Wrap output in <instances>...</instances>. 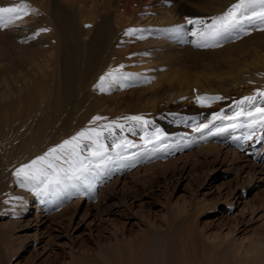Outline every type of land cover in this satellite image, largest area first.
Wrapping results in <instances>:
<instances>
[{"label":"rangeland","instance_id":"rangeland-1","mask_svg":"<svg viewBox=\"0 0 264 264\" xmlns=\"http://www.w3.org/2000/svg\"><path fill=\"white\" fill-rule=\"evenodd\" d=\"M152 1L155 5L151 3ZM13 2L17 4L20 3L21 0H7L5 4L10 7L9 3L14 5ZM54 2L56 4H54ZM26 3L28 5V15L22 14L21 16L26 22L22 21L23 23H17V25L24 28V31L17 36V39L14 38L15 40L13 42H10L8 37L4 36L5 34L0 33L1 36L3 35L2 38H5L3 41V44H5H2L0 48V50H2L0 54V94L4 95L5 87L6 90L8 89L11 91L7 92L5 95V100L8 101L4 102L0 100V102L4 104L10 102L9 104L11 105L8 104L6 105L7 107L5 106L6 114L0 111V120L3 118L0 121V232L2 231L1 233H5L13 229L11 234L14 239L11 241L14 242V247L20 248L22 244H25L26 247L23 251L26 252H24L23 255L28 257L31 261L34 260L32 261L34 264H51L59 260L61 255H70L71 252H83L84 249L88 247L95 249V252L100 249V252L103 253L107 251L108 245L113 243L111 241V236L118 233L129 242V245H131V242H133L132 240H137L148 228L152 230V232H150L153 233V235H151L152 239H162L161 244H163L164 250L166 249V254L168 253L167 251L170 252V250H172L171 247L174 246V260L170 261V259H167L170 262L166 263L168 262L166 261V264H216L218 260L219 264H247L246 259L251 255L252 247L255 246L258 240H264V152L260 151V148L264 147V139L258 146H254L259 149L257 153L252 151V144H248L245 150L235 148L236 146L234 145L228 146L229 143H224V141L227 142L230 138L222 132L206 133L204 136L202 135L203 137L196 138L194 134H197L198 131H195L197 128L195 129L194 127L208 121L222 122L224 118H238L242 116L237 115V113L240 112H244V115H247L248 112L259 115L256 109L264 107V103L261 102V99L258 97L256 101L249 103L244 101V97L257 96L260 90L252 91L251 88L248 90H246V88L245 91L242 89L235 93V97L227 96L224 92H217L215 94L216 96L218 95L220 97L226 95L227 97L225 98V96H222V100H217L219 103L216 105L218 108L214 110L215 112L213 111L209 117L203 116L202 114L196 115L194 109L211 107L210 105L200 104L197 99L199 96H194L191 92L195 87H200L201 90L204 89L203 91L207 90L206 86H208V84L205 83L204 78H202L203 74L208 73V71L204 73L205 68L204 70L203 68H195L191 62H186L184 58L179 56L180 49L178 48H171L166 53H164L165 51L163 49L154 51V54L148 52L150 54L147 53L144 56L145 58L142 57V59L144 58L143 63L148 59H152L147 66H141L140 63H142V61L139 62V59H135V56L137 57L140 55L139 53L136 55L132 51L134 55L125 57L129 48L131 49V47L134 46V43L142 34L145 35V37L159 38L162 42H166L169 39L172 41L174 40L173 42L180 41L177 35L170 36L164 29L158 31L159 29L156 28L159 26L158 24L152 25L153 27L151 28H141L142 25H139V21L160 22L166 20L171 21L172 18H175L176 20L174 19L173 23L177 24L179 29L188 27L189 30L193 28V23H188L189 20L193 21L194 18H203L207 22L213 23L216 18L228 12L234 4H238L239 0H26ZM184 8H186L185 11H183ZM188 8L194 13L189 12L190 10H188ZM259 10H264V0H251V2L247 3L237 14L236 21L227 28H224L219 35L215 37L210 35V38L205 42L203 48L205 50L207 49L208 52H211V50L212 52H227L231 51V49L232 51L238 52L243 48L245 49L246 46H249L250 44L248 43H252L251 40L253 38L263 40L264 22L256 15L260 12ZM243 11L247 13H243V17H241ZM253 13L254 15H251ZM57 14L60 15L63 21H70V23H73L76 27H79L81 24L89 27L90 25L103 23V35L105 39L100 53L101 56L99 55L97 59L98 64L96 67H98L93 71L95 74L91 72L93 76L91 73L85 76L83 61H81L82 58L78 61L79 64L77 66L79 68V65H81V67L78 70V72L80 71L79 81L75 83L80 84L85 82L88 86L85 84L86 86L84 87V84H77L73 89L72 96L73 94L75 95L73 98L76 99V103H78L77 108H73V110H75V114L77 115H75L74 118V111L71 112V115L73 114L71 119L74 121L68 120L67 118L64 124L67 126L62 127V129L65 127L64 129L66 130L69 129L68 125H72V127L70 126V129H72L70 130L71 132L66 130L64 134L62 130V133L59 131L60 134L64 136L60 137L61 135L58 134L59 136L57 138H60L61 141L57 143V145L51 144L53 141L55 142L57 140L56 137V140H52L51 136L49 138L50 141L46 140V142H44V140H41L42 142L40 145V140H38L40 139V135L39 138L36 139L37 134L35 137L34 134L35 132L37 133L38 127L44 123L47 117L52 118V116L58 115L57 122L61 125V122L64 121L63 119H65L68 114V111L63 108L57 113V109L53 106L55 105L54 101H56L57 95L59 96L61 90L63 92L62 94L66 93L64 86L65 89L67 88L64 83L65 81L61 80V73H55L56 66L52 63H50V65L46 63L48 62L47 56L54 50L51 44L53 42L52 38L56 36L54 35L56 33L53 25L54 21H57ZM161 14H168V19L162 17ZM173 15L175 16L173 17ZM178 15H180L181 18ZM48 16L52 19L54 17L55 20L53 19V22H50L49 19H47ZM191 16H193V18ZM249 16V19H252V21L248 20ZM254 16L256 21L253 20ZM180 21L185 22L181 23ZM135 25L139 26L135 28ZM55 26L56 25H54V27ZM42 29H47V31H41ZM129 29H134L135 31L132 34H128ZM141 29L143 30L141 31ZM57 31L59 32V29H57ZM59 34L60 32L58 36L61 35ZM100 34H102V32ZM177 34L179 35L180 32L177 31ZM191 37L190 35L186 37L189 42H192ZM143 38L144 36L142 39ZM183 38L185 37L181 36L182 40ZM78 40L79 41L75 42L73 38H69V41L72 42L73 45H77V42L81 43V40ZM24 42L32 45L33 51L36 50L38 53H42L43 57L37 54L36 58L28 60L25 53L11 47L13 44L17 45ZM72 44L70 43L69 45ZM49 46H51V48ZM256 46L253 44L250 48L255 47L256 50L259 49L258 51L264 48L263 46H258V44ZM66 47H68L69 50L72 46L67 45ZM52 48L53 50H51ZM139 51L141 50L139 49ZM81 53V55H83V51H81ZM68 54L70 55V53ZM68 56L67 60L72 59V57L68 59ZM146 56L149 57L146 59ZM32 61L37 62L33 63ZM118 61H123L124 67L120 69L117 67L118 69L113 71L114 65H119ZM42 63L43 65L45 63V68L38 67L42 65ZM154 64H159L158 66L162 68L156 70V65V68L150 69ZM253 65L251 64L248 66L252 67ZM82 67L83 69H81ZM99 67L100 69H98ZM103 70H105L104 74L102 73ZM161 70L165 71L166 74L170 76L179 75L180 79L177 77H170L167 80H162L161 74L159 73ZM107 73H113V75L108 76L106 75ZM44 74L46 76L49 75L44 78ZM102 76H105L103 82L100 80ZM92 77L94 81H92ZM205 78H207V74ZM34 79L37 85L35 83L32 84L35 82ZM80 79L86 80L82 81ZM27 80H29L28 83L30 82V87L36 85V87L31 88L33 91L36 89L38 95H36V90L32 92V89H29L30 97H28V93H26L28 91L26 88L29 87L28 83H26ZM95 80L98 81L95 82ZM91 82L93 84L92 87ZM60 84H63V86ZM171 84L174 87V91H178V96L176 97L161 99L158 102L140 103L137 101L129 104L126 103V108H130L131 111L135 110V108L138 109L135 116L142 117V120L123 119L124 127H118V131L115 130V126L104 131L103 127L98 126L97 123L92 124L94 119L93 116L95 115L93 111L92 114L90 112L85 114L86 110H88V107H85L88 103L86 98H88L89 104L95 101V95L97 92L99 93L101 87L105 89L103 91L104 95L118 99L125 97L129 98V96H147L161 90V87L170 86ZM21 85L22 88L24 87V90H21L24 94L22 92V94H20L19 92ZM25 85L28 87L25 88ZM243 86L245 85H242V87ZM76 87L80 88L77 89ZM42 88L47 91L51 88L49 91L51 93L46 94L47 91L44 92L40 90ZM89 89L93 91H91L93 94L88 91ZM247 91L248 93H246ZM180 92L182 93L180 94ZM44 93L45 95H51L53 93L50 97H54L49 101V96H45L47 98L44 97L45 101L43 100L44 102H41L43 99L42 94ZM14 94L23 96H18L19 99L18 97H11L16 96ZM32 94L33 96H37V98L34 96V98L32 97L33 99H31ZM83 96H85V99ZM92 96L94 98H92ZM189 96L192 99H188ZM25 97H28V99ZM231 97H233L234 101L230 100L232 99ZM12 98L16 99L14 100ZM23 98L26 99L25 103L30 102L32 104L34 103L33 101H35V105L38 103L39 106L40 102L41 106H33L30 103L23 104ZM17 99L23 100V102L20 101L19 103H22L24 107L22 105L20 106L18 103V105H16ZM36 99H38L39 102L36 101ZM11 100L14 101L11 103ZM82 101L84 104L87 103L84 105ZM26 105L27 108L25 107ZM28 105L40 109L44 106L46 111L47 109L49 110L48 106H52L51 116L49 115V111L44 114L42 113L44 109H42L43 111H39L40 109L38 110V108L37 110H34V108L30 110L31 108L30 106L28 107ZM46 105H48V108ZM9 106L12 107V110L7 109ZM83 106L86 108L85 110L82 108ZM14 109L15 112L13 111ZM9 111L11 114L8 116ZM1 114H4V116L7 115L9 117L8 120L7 117H2ZM84 114L86 116H91L86 117L83 116ZM80 115L83 117L82 119L86 120L85 122L87 124L82 120V122L80 121ZM91 117L92 119L90 120ZM4 119H6V122L3 121ZM69 121H72L71 124ZM142 121H144V123H142ZM57 122H55L57 124L54 126L55 128L59 127ZM78 122L81 127L77 124ZM26 125H28L29 128ZM88 128H96L97 131L103 134L99 138L93 135L92 140H84L79 150L81 153L78 152L80 154L78 156L75 155L76 157L70 153H65L67 155L64 156L65 154L63 155V152L59 151L55 154L59 157L63 156L62 160L64 161L60 163L61 166H65V162H69L68 164L72 165L67 164L65 166L70 174H67L69 175V180L67 181L71 182L72 180L71 184H74L77 179L74 177L75 180H73V178L70 180L72 176L71 173H74L73 176H77L80 173V171L74 172V169L81 168L80 165L83 162L82 159H80L82 158L81 155H83L84 158V154H89L88 151L90 150L93 153L96 150L108 149L109 153L112 152V149H115L121 144L125 147L119 145L122 149L124 148L123 150L127 148V152L129 151V153H126L128 157L131 156V153L132 155H137L134 161L139 159V155L147 157L140 159L136 164L133 163L134 165H130L133 161L125 164V166L128 167L124 166V169L127 171L123 174L122 183L117 180L118 172L120 171V169H117V174L108 180L106 179L107 181L102 184L101 189H97L94 194L88 195L87 199H84L83 202L79 204L76 211L74 209L75 207L73 206L71 208L70 205L67 210L65 209V211L58 214H54L56 211L55 209L54 213L52 212L53 215L49 218L44 216L37 219L35 218L34 210L38 204V200L32 198L30 203L34 205V208L31 209V214L22 216V218L20 216H18V218L12 217L11 214L7 212V205H11L10 201L14 199L13 202L18 204L19 207L24 204V202H20L22 205H19V201H21L22 197L30 198L31 196L28 195L29 189L25 188L24 190V188H19V185L15 182L18 178H23V176H17V170L25 164H31V162H28L31 161V155H35L33 157L36 160L38 157L48 153V148L52 149L55 146L57 147L59 144H62L63 141L71 139L73 135ZM21 130H24V132L22 133ZM28 130H30V134ZM67 132L69 136L71 135L70 137H68ZM65 136L68 138L65 139ZM143 136L154 139L144 141L140 143L141 146H138L139 142L137 141ZM193 138L195 139L193 140ZM46 143L50 144L47 145ZM142 144L146 147L143 152H140ZM99 145H103V148H100ZM105 145L107 147H105ZM39 146H41V150L44 147L46 150L41 152ZM230 147H234V150H229ZM38 149L40 152H38ZM235 152L236 155H234ZM2 155L6 157V160L3 161L4 163H1ZM126 155L123 156V161L128 159ZM245 155L247 156L246 158L250 157V159H252L254 155H259L257 161H255L257 163L247 167L245 164L247 163L245 162ZM69 157H72V161L69 160ZM52 158L54 157L48 156L47 160H50L52 163ZM92 158L95 160V158L97 159L99 157ZM76 159L78 161L80 159L82 162H78ZM73 160L77 163L75 162L76 164H74ZM79 163L81 164L79 165ZM57 165L58 164L54 165L55 168ZM44 166L46 167V163ZM58 166L57 168H59ZM61 166L58 170L60 172L57 171V173L66 174L63 172L66 168H61ZM129 167H131V171L128 169ZM56 169L54 170L56 171ZM67 169L65 170L66 172H68ZM45 172H48V169H45ZM135 178H137L135 183L136 188L130 190L133 186V179ZM7 185L8 188L6 187ZM10 186V189L13 188L11 191H9ZM75 199V195L72 196V200L75 201ZM10 205L9 207L13 204ZM18 207L15 205V210L18 211ZM42 214L44 215L45 213ZM41 239L43 241H41ZM244 247L249 253H244ZM174 248L176 249L174 250ZM238 249L239 251L237 252ZM203 251L208 252L211 257L208 259V253H203ZM173 256H171L172 259ZM63 260L67 264L70 262L69 257ZM10 264H21V261L12 259Z\"/></svg>","mask_w":264,"mask_h":264},{"label":"bare ground","instance_id":"bare-ground-1","mask_svg":"<svg viewBox=\"0 0 264 264\" xmlns=\"http://www.w3.org/2000/svg\"><path fill=\"white\" fill-rule=\"evenodd\" d=\"M14 1H16V0H14ZM6 2H7V0H0V7L7 6L5 4ZM93 3L95 4L94 1H93ZM151 3L153 4V1ZM13 4H14V2H13ZM54 4H56V3L54 2ZM153 5H155V4H153ZM9 6H12V4L9 3ZM185 9L186 8H184L183 11H185ZM188 10H190V9L188 8ZM189 12H191V10ZM31 13H33V12H31ZM168 13H170V12H168ZM191 13H194V12H191ZM191 13H190V15H191ZM243 13L245 14L247 12L243 11L241 13L242 14L241 17H243ZM167 15L168 14H164V15H162V17H165V19H166L168 17ZM180 15H181V13H180ZM180 15H178V16H180ZM251 15H254V13L251 14ZM174 16L175 15H173V17ZM191 17L193 18V16H191ZM180 18H181V16H180ZM249 18H250V16L248 17V20H250ZM22 19H14L13 21L9 22L8 23V27L0 28V33L1 34H5L4 36H7L8 37V40L10 42L11 41L13 42L15 40L14 38L17 39V36H19L22 33V31H24V28H22L19 25H17V23L22 22V21H25L24 19L23 20ZM47 19H49L50 22H53L54 17L52 19L50 16H48ZM140 19H142V18H140ZM172 19H171V21L166 20V21H160V22H158V21H144V20H141L138 23H139L140 26L142 25L141 28H151V27H153L152 25L158 24L159 26L156 27V28L159 29L158 31H162V29H164V31L167 34H169L170 36L171 35H177L180 38L179 39L180 41L173 42L174 40L172 41L171 39L168 38L169 39L168 41L165 40L166 42H162L159 38H150V37H147V36L145 37V35L142 34V35H140L141 36L140 38L138 37L139 39L136 40V42L134 43V46H132L131 49L129 48V50L125 54V57H128V56L131 57L132 55H134L133 53H135L136 55H137V53H139L140 55L137 56V57L135 56V59H139V62L142 61V63H140L141 66H147L152 61V59H148L146 62L144 61L145 63H143V60L145 58L144 56L148 52H152L153 53L156 50L163 49L165 51L164 53H166L171 48H178V49H180V52H179L180 55L179 56L181 58H184V60L186 62H188V63L191 62L195 68H197V67L199 69L203 68V70L205 68L204 73L206 71H208V73L203 74V76L201 75L202 78H204V80H205L204 82L208 84V86H206L207 90L205 89L206 91H203L204 89L201 90L200 87H195V89L193 91H191L194 96L215 98V97L218 96V95L217 96L215 95L217 92H222V93L224 92V94H227V96L229 95V96L235 97L236 96L235 95L236 92H238V91H240L242 89L245 90L246 88H247L246 90H248L249 88H251L252 91H254V90L255 91H258V90L264 91V50H263L264 48L261 49V51H258L259 49L256 50L255 47L250 48L253 44L255 46L258 44V46H260V47L263 46L264 47V39L262 40V39H258V38H253L251 40L252 43H248V44H250L249 46H246L245 49L244 48L243 49L240 48L241 50H239L238 52L232 51V49H231V51H227V52H225V51L224 52H220V51L219 52H214V51L212 52V50H211V52H208V50L206 49L207 50L206 51L203 47H204L205 42L208 41V39L210 38V35H209V26L212 25L211 22H207L203 18H194L193 19V28L188 30V27L187 28L183 27V28L179 29L178 28L179 26L177 24L173 23V21H174L175 18L173 20ZM56 20L57 21H54V25H56V26L54 27V25H53L54 31L56 33L54 35H56V36L52 38L53 39V42L51 41L52 42L51 46L53 45L52 47L54 48V50H53V48L51 49L53 51H51L50 54L47 56L48 62H46V63H48L49 65H50V63H52L53 65L56 66V69H55L56 72L55 71H52V72H55V73L59 72V73H61V78H62L61 80L62 81H65L64 83L66 84V88H67V89H65V86H64V90L66 91V93H64V94H62L63 92L60 89L61 90V93H59V96L57 95L56 101H54L55 102L54 103L55 105H53V106H54L55 109H57V113H59L60 110L63 108V109H66L68 111V114H67V116H66L65 119L62 118L64 121L61 122L62 123L61 125L57 122L58 115H55V116H52L53 120H52V118L47 117V119L44 121V123L41 124L38 127L37 133L35 132V134H34L33 132H31V133L34 134V137L37 134L36 135V139H38L39 138V135H40V139H38V140H40V145H41V142L43 140H44V142H46V140H49L50 136L52 137L51 138L52 140H54L55 137H56L57 140L55 139L56 141L55 142L53 141V143H51V144L57 145V143H59L61 141L60 138H57L59 136L58 134H60V132L62 133V131L65 134L66 130H69V131L72 130V129H70L72 127V125H68L69 129H66L65 130L64 128L67 125L65 126L64 124L66 123L67 118H68V120H72L71 118L73 117V114L71 115V112L74 111V118H75V115H77V114H75L76 112H75V110H73V108L76 109L78 103H76V99L73 98V97H75V95L73 94V96H72V92L74 91L73 90L74 87L77 86V84H78V83L76 84L75 82L79 81V74H80L79 72L80 71L78 72V70L80 69L81 65H79V68H78V66H77L79 64L78 61H80L81 58H82L81 61H83V67H84V69H83V67L81 69L84 70V72L86 74L85 76H88L91 72L95 71L97 69V67H98V66L96 67V65L98 64L97 63V59H98V57H99V55L101 53V50H102L103 44H104V39H105L104 38V35H103V23L102 24L101 23H98L96 25H90L89 27H86L84 24H81L79 27H76L73 23H70V21H67V22L63 21L62 18L60 17V15H58V14L56 16ZM162 20H163V18H162ZM239 20H242V19H239ZM253 20H255V16L253 17ZM250 21H252V19ZM180 22L182 23V22H185V21H180ZM138 26L135 25V28L138 27ZM56 28L59 29V32H60V34L62 36L60 34H59L60 36H58V33L59 32L57 31ZM142 30L143 29H141V31ZM150 30H152V29H150ZM177 31L180 32L179 35L177 34ZM101 32H102V34H100ZM139 33H141V32H139ZM155 34H157V33H155ZM188 35L192 36L191 37V41L192 42H189L187 40L186 37ZM2 36L0 37V48H1V45L3 44V41L5 40V38L4 37L2 38ZM65 36H67V37H65ZM143 36H144V38L142 39ZM181 36H183L185 38H183V40H182L181 39ZM62 37H65V38H62ZM157 37H159V36H157ZM69 38H73L75 40V42L76 41H79L78 39H80L81 40V43L80 42L79 43L77 42V45H73L72 42L69 41ZM66 43H67L68 46H72V47H70L71 49L69 48V50H68V47H66L67 46ZM70 43L72 45H69ZM51 46H49V47L51 48ZM105 46H106V44H105ZM177 46H179L180 48L177 47ZM11 47L13 49L20 50V52H22V53H25L27 55L26 58L28 60L33 59V58H36L37 57V54L39 56L42 55V53H40V52L38 53V51H36V50L33 51L34 50L33 49V46L30 45L29 43H25L24 42V43H20V44H17V45L16 44L15 45L13 44V46H11ZM139 49L141 51H139ZM81 51H83V55H81L82 54ZM132 51H133V53H132ZM1 52H2V50H0V54H1ZM67 52L70 53V55ZM45 54H46V52H45ZM148 54H150V53H148ZM161 54H163V53H161ZM80 55H81V57H80ZM67 56H68V59H70L71 57H72V59L67 60ZM42 57H43V55H42ZM142 57H144V58L142 59ZM148 57L146 56V59ZM47 58H45V59H47ZM40 59H42V58H40ZM116 59H118V58H116ZM118 60H120V59H118ZM45 61H47V60H45ZM71 61L72 62L74 61L73 62V67H72V62ZM35 62H37V61H35ZM35 62H33V63H35ZM38 63H39V61H38ZM253 63H254V65H253ZM251 64L253 65L252 67L251 66H248V65H251ZM44 65H45V63H44ZM44 65L42 63V65H40L38 67L39 68H45ZM156 65H157V69L156 70H160V68H162V67L158 66L159 64H154L153 66H151L150 69L156 68ZM121 66L124 67V62L123 61H120L119 62V65L118 64L117 65H114V68H113L114 70L113 69L112 70L115 71V69L123 68ZM98 69H100V67ZM101 69H102V67H101ZM104 71L105 70L102 71L103 74H104ZM93 73H91L92 76H93ZM102 73H101V75H102ZM159 73L161 74L162 80H167L170 77H175V78L177 77L178 79H180V76L179 75L170 76V75H167L166 72L163 71V70L159 71ZM206 74H207V78H205L206 77ZM47 76L44 74V78L47 77ZM96 77H99V76H96ZM96 77H94V78H96ZM27 78H29V77H27ZM81 78H82V74H81ZM80 80L85 81L86 79H84V80L83 79H80ZM25 81H26V79H25ZM28 81L29 80H27L26 83H28ZM34 81H35V79H34ZM92 81H94L93 77H92ZM97 81L95 80V82H97ZM95 82H93V83H95ZM29 83H28V85L30 87V84ZM34 83L37 85L36 81L33 82L32 84H34ZM23 84H24V80H23ZM80 84L81 85L84 84V87L87 85L85 82L84 83H80ZM80 84H78V85H80ZM36 85L35 86H31V87L32 88L33 87H36ZM60 85L63 86V84H60ZM242 85H245V86H243L245 88H243ZM92 86H93V84L91 82V87ZM3 87H5V86H3ZM26 87H28V86L25 85V88ZM29 87L26 88V89H28V91L25 90V91H27L26 93H28V97H30L29 96L30 95L29 94L30 93V90L29 89H32L31 87L30 88ZM38 88H40V87H38ZM59 88H61V87H59ZM79 88H77V89H79ZM90 89L88 91L91 93L92 90H90ZM21 90L22 91L24 90V87L22 88V85L19 88L20 94L23 93ZM40 90H43L44 92L47 91L44 88H42ZM50 90H51V88H50ZM96 90H98V89H96ZM221 90H223V91H221ZM31 91L34 92L33 89ZM49 91H47L46 94H48V93L50 94L51 92H49ZM7 92H11V91L8 90V89L6 90V87H5L4 95L3 94H0V100L1 101H4V102L5 101H8V100H5V97H6L5 95H6ZM84 92H86V91H84ZM84 92H83V94H84ZM191 92H190V94H191ZM36 93H37V90H36ZM177 93H178V91H174V87L171 84L170 86H163V87H161V90H158L154 94H150V95H147V96H138V97H136V96H131L130 97L129 96V98H126L125 97V98H118V99L117 98L115 99V98L109 97L107 95H104V92L100 90L99 93L97 92L96 95L94 94L96 100L94 99L95 101L90 102V104H89L88 98H86L88 103L86 102L87 104L86 103L85 104L88 105V106H86L83 103L84 100L81 97H79V98H81L83 100L82 103L85 105V107L86 108L88 107V110H86V112L83 111V112H85V114H88L89 112L92 114L94 112L95 115L93 114L94 115L93 117H97V116L102 117V119H100V120H94L93 119V121H92L93 123L92 124L97 123L98 126L103 127L104 131L105 130H108V128H110V127H114L115 126L116 127L115 130L118 131L119 128H118L117 125H122L124 127L123 119H125L126 117H134L135 114H136V112L138 111L137 108H135V110H133V111H131L130 108L129 109L126 108V103L129 104V103H134V102H137V101H139L140 103L158 102L161 99L176 97V96H178ZM181 93L182 92H180V94ZM246 93H248V91ZM60 94H62V95H60ZM91 94H93V93H91ZM91 94H90V96H91ZM14 95H16V94H14ZM36 95H38V93ZM42 95H43V99H42L41 102H44L45 101L44 100V97L45 96H49V97L51 96V95H45V93L42 94ZM78 95H80V94H78ZM18 96L20 97V96H23V95H18ZM18 96L16 95V96H11V97H18ZM34 96L32 94L31 99H33ZM80 96H82V95H80ZM85 96H83V98ZM222 96H225V98L227 97L226 95H222ZM222 96H220V97H222ZM19 97H18V99H19ZM28 97L27 98L25 97V98L28 99ZM35 97L37 98V96H35ZM39 97H40V95H39ZM49 97H48V100L50 101L51 98L54 97V96L50 97V99H49ZM76 97H78V96H76ZM233 97H231L232 98V99H230L231 101H234ZM237 97H239V96H237ZM25 98H23L24 102H23L22 99H20V100L17 99L16 105L20 104V106L21 105L23 106V104H29L30 103V102H28L29 100L27 101L28 103H25V100H26ZM45 98H47V97H45ZM92 98H94V97L92 96ZM189 98L192 99L190 96L188 97V99ZM12 99L15 100L16 98H12ZM14 100H11V103ZM217 100L218 99H208V100H206L203 103L199 101L200 104H204V105H208V106L210 105L211 107H209V108H206V107L204 108L203 107V109L197 108V109H194L195 110L194 112H196V115L202 114L203 116H208L209 117L210 114L214 110H216L218 108L216 106L219 103V102H217ZM20 101H22L23 104L22 103H19ZM36 101L39 102L38 99H36ZM228 101H229V99H228ZM33 102L35 103V101H33ZM0 103L3 105V107H2V105L0 104L1 105V108H2V109L0 108V111H2L3 113H5V110H6L5 106L8 105L10 102H6L5 104L3 102H0ZM34 103H32V104L30 103V104L34 106L35 105ZM46 104H47V102H46ZM48 104H49V102H48ZM124 104H125V106H124ZM228 104H229V102H228ZM14 105H15V103H14ZM31 105H28V107L30 106V108H31L30 110H32V108H34V110H37V108L41 106V103L39 102V106H38V103H37V105H35V106H38L37 108L31 107ZM213 105H215V106H213ZM224 105H225V103H224ZM241 105H242V103H241ZM10 106H9V108H11V109L7 108L8 110H12V107H10ZM47 106L48 105H46V107ZM81 106H80V108H81ZM25 107L27 108V105ZM43 107L41 109L38 108V110L40 109L39 111H41L42 109H44V111H46L45 110L46 108L45 107L43 108ZM48 107H49V110L47 109V111H49V115L51 116V107L52 106H48ZM85 107L83 106L82 108H84V110H85L86 109ZM28 109H27V112H28ZM13 111L15 112V109ZM13 111H11V112H13ZM44 111L42 113H44V114L47 113V111L46 112H44ZM10 114L11 113L9 111L8 116ZM85 114L83 116H86ZM122 115H126V116H122ZM1 116L2 117H5V118L7 117V120L9 118L7 115L4 116V114H1ZM89 116H91V115H89ZM89 116H86V117H89ZM80 117H81V115H80ZM86 117H84V118H86ZM82 118L83 117H81L80 121L82 120V121L85 122L86 120L85 119H82ZM2 119L3 118H1V120ZM91 119H92V117L90 118V120ZM77 120H79V119H77ZM87 120H89V119H87ZM259 120H260V116L259 115H256L254 113L252 116H248V115H244L243 116L242 115V116H240L238 118H236V117L224 118V120L222 122H219V121H217V122H209L208 121L206 123H202L201 125H199V126L197 125L196 127H194L195 129L196 128L197 129L198 128L200 129L198 131V133L197 132H194V133H197V134H194V137H196V138L197 137H201L202 135L204 136L206 133H212V132L213 133H217V132L218 133L219 132L221 133L222 132L224 135H228L229 138H230V140H227V142L224 141V143H229L228 146L229 145L230 146L231 145L232 146L234 145V146H236L235 148H239L241 150H245V147H247L248 144H252V147H253V150L252 151L258 153L259 152L258 151L259 150L258 147H254V146H258V144L263 140V139H261V137H264V126H262L261 123H256L252 127H250V125L253 124V121H259ZM3 121L6 122V119H4ZM54 121L58 123L59 127L60 126L61 127L60 128L59 127L58 128L57 127L55 128L54 126L57 125V124ZM72 121H74V120H72ZM71 122H70V124H71ZM113 122H115V123H113ZM142 123H144V121H142ZM27 124H29V123H27ZM77 124H79V126H80V123L79 122ZM205 124L208 125V127H206V128L202 127V125H205ZM22 125H24V124H22ZM194 125H196V124H194ZM26 126H28V125H26ZM26 126H24V127H26ZM63 126H65V127L62 129ZM31 127H33V126H31ZM28 128H29V126H28ZM54 128H55V131L56 132L54 131ZM29 131L30 130H28V132ZM73 131H75V130H73ZM195 131H197V130H195ZM23 132H24V130L22 131V133ZM52 132H53V134H52ZM121 132H122V130H121ZM29 134H30V132H29ZM60 135H61L60 137L64 136L63 134H60ZM67 135H68V132H67ZM70 136L68 135V137H70ZM248 136H251L252 138L251 139H246V137H248ZM67 138L65 136V139H67ZM19 139H20V137H19ZM152 139H154V138H149L148 136H143L141 139H139V141H137V142H139V145L138 146H141L140 143H142L144 141L152 140ZM194 139L195 138H193V140ZM104 141H105V139H104ZM46 144L49 145L50 143H46ZM0 145H1V142H0ZM55 145H53V146H55ZM119 145H121V144H119ZM119 145L115 149H112L111 150L112 152H109V153H108V149L107 150L101 149L102 151L101 150L100 151L103 152V155L100 156L97 159L95 158V160L92 158L93 156H92V151L91 150L88 151L89 154L88 153L84 154V158H83V155H81L82 158H80V159H82V161L84 163L82 161H80V159H79V161L76 159L78 162H82L83 165L85 164L84 166H86V169L87 170L84 171L82 174L80 172L79 175H77V176H73L74 173L73 174L71 173L72 176L70 177V180H71V178H73V180H75V178H77L74 184L73 183L71 184L72 180H71V182L67 181V180H69V177L68 176L70 174H69V170L65 166L69 162L68 163L65 162V164H66L65 166L64 165L61 166V164H60L61 162L63 163V161H64V160H62V157L63 156L60 157L59 159L52 158V161L53 162L51 164L53 166L56 165V164H58L59 166L58 165L57 166L59 168H60V166H61V168L62 167L66 168L68 170V172L65 171L66 169L65 170L63 169L64 170L63 172L66 173V174H61V173L58 174L57 171L59 170V168H57V166H56L57 169L55 168V166L53 167L54 169H56V171H55L52 167H51L52 168L51 169L47 165V163H46V167L44 166L45 164L43 165V167L45 169H48V172H46L45 175H41L36 180H28V181H25L24 180V177L23 178H18V179L16 177L17 180L15 182L19 185V188H24V190H25V188L29 189L28 190L29 191V194L28 195L29 196L31 195V196H30V198L29 197H22L21 198V201L18 200L19 201V205H22V204H20V202H24V204L22 206H19L20 208L18 207V204H15L13 202L14 199L11 200L10 203H11V205L12 204L13 205L11 206L8 203L11 207H9V205H7V209H8L7 212H9L11 214V216L14 217V218H18V216H20L22 218V216L31 214V209L34 208V205H32L30 203L32 201V198H35L36 200H38V202H37L38 204L36 205V208L34 210L35 218H37V219H39L41 217H44V216H46V217L49 218L50 216L53 215L55 209H56V211H55L54 214H58V213H60L62 211H65V209L67 210L70 205H71V208L74 206L75 207L74 209L76 211L77 210V207L79 206V204L81 202H83L84 199H87V196L88 195L94 194V192L97 189L98 190L101 189L102 184H104L108 179H110L115 174H117V169H120V171L118 172L117 180L118 181H121V183H122L123 174L127 171V170L124 169L125 164L131 163L133 161L130 165H134L137 162H139L140 159L147 157V156L139 155L138 156L139 159L134 161V159L137 158V155L136 154L135 155H132V153L130 152L131 153V156L128 157L127 156L128 154L126 155V153H129V151L127 152V150H126L127 148L125 150H123L125 147L123 145H121V146L124 147L122 149V147L119 146ZM40 147L41 146H39V149H40ZM42 147H43V145H42ZM55 147H53V148H55ZM105 147H107V146L105 145ZM145 147L146 146L144 144H142V147H141V151L140 152H143V150L145 149ZM252 147H250V148H252ZM233 148L230 147L229 150H232ZM263 148H260V151L261 152H264V149ZM128 149H129V147H128ZM40 150L38 152H40ZM44 150H46L45 147L42 148L41 152H43ZM48 150H49V148H48ZM138 150H139V147H138ZM45 153H46V151H45ZM80 153H78V155ZM41 154H43V153H41ZM59 154H61V153H59ZM64 154L65 153H63V155ZM66 155L67 154H65L64 156H66ZM124 155H126L128 157V159H126V158H125L126 160L124 159L125 161L122 160V158H123ZM234 155H236V152L234 153ZM33 156H35V155H33ZM33 156L32 155L30 156L31 157V161H28V162H32V157ZM44 156H45V154H44ZM81 156H79V157H81ZM240 156H241V154H240ZM258 156H255L254 155V157L252 159H250V157L249 158H246L247 156L245 155L244 156V158L246 160L245 162H247V163H245L246 166L248 167V166H250L252 164H256L257 162H255V161H257ZM69 158H66V159H69ZM83 159H85L86 161L83 160ZM5 160H6V157L4 155H2V159H1L2 162L1 163H4L3 161H5ZM33 160H35L34 157H33ZM69 160L72 161V157ZM73 162H74V164L77 163L74 160H73ZM80 164L81 163H79V165ZM68 165H71V164H68ZM79 165H77V166H79ZM125 167H128V166H125ZM77 169L76 170L74 169V172H76V171L79 172L78 171L79 169L78 170ZM128 169L131 171V167H129ZM70 170H72V169H70ZM58 172H60V171H58ZM67 174H69V175H67ZM79 177H80V179H79ZM136 181H137V178L133 179V186L130 188V190L132 188L133 189L136 188V184H135ZM6 187L8 188V185ZM10 188H11V186L9 187V191H11L13 189V188L12 189H10ZM6 195H8V194H6ZM74 195H75V198H76L75 201L72 200V196H74ZM15 205H17V207H18L17 209H19L20 212H19V210L18 211L15 210L16 209L15 208ZM42 213H45V214L43 215ZM12 230L13 229H11L9 231H6L5 233H1L2 231L0 232V264H10V262H11L12 259L20 260L21 261V264H34L32 262L34 260L31 261V260H29L28 257H26L25 255H23V253L26 252V251H23L24 248L26 247L25 244H22L20 246V248L14 247V245H13L14 242H12L14 238H12L13 235L11 234ZM150 232H152V230L150 228L146 229L143 232V234L138 237L137 240H135V239L132 240L133 242H131V245H129V242L126 241L124 239V237L121 236V235H119V233H118V234H115L114 236H111V241L113 243H110L108 245L107 251H105L103 253L100 252V249L97 252H95V249L88 247V248L84 249L83 252H79V253L71 252L70 255L69 254L61 255V257H60L59 260H56L54 263H51V264H67L63 260L66 257L67 258L68 257L70 258V262L68 264H166V263H169L171 260H174V256H175V255L173 256V253H174L173 247L174 246L171 247L172 250L169 249L170 252L167 251L168 253L166 254L165 253L166 249L164 250L163 244H161L162 239L161 240H160V238L159 239H152L151 238V235H153V233H150ZM160 236H161V234H160ZM41 241H43V240L41 239ZM175 249L176 248H174V250ZM238 251H239V249L237 250V252ZM244 251H245L244 252L245 254L246 253H249L246 248L244 249ZM235 252H236V250H235ZM203 253H208V252L203 251ZM171 256H173V259L171 258ZM210 257H211V255H209V253H208V257L207 258L209 259ZM167 259H170V261H168ZM166 261H168V262H166ZM62 262H64V263H62ZM218 262H219V260L216 262V264ZM246 262H247V264H264V240L260 239V240H258L256 242L255 246L252 247V249H251V255L246 259Z\"/></svg>","mask_w":264,"mask_h":264},{"label":"snow or ice","instance_id":"snow-or-ice-1","mask_svg":"<svg viewBox=\"0 0 264 264\" xmlns=\"http://www.w3.org/2000/svg\"><path fill=\"white\" fill-rule=\"evenodd\" d=\"M251 0H239L238 4H234L232 8L226 12L223 16L216 18L212 25L209 26L210 32L209 35L215 37L220 34V32L224 29L230 26L233 22L236 21L237 14L240 12L242 8L246 6L247 3H250ZM28 12V5L26 3V0H21L20 3L14 4L10 7H0V28L8 27V23L13 21L14 19L21 18L22 14L26 15ZM258 18L261 19L262 22H264V10L260 11L256 14ZM188 23H193V21L189 20ZM41 31H47V29H42ZM135 30L129 29L128 34H132ZM206 46V45H205ZM123 67V66H121ZM106 75L112 76L113 73H107ZM115 78V77H114ZM101 82L105 80V76H102L100 78ZM105 89L101 87V91H104ZM261 99V102L264 103V91H259L257 96H247L244 97V101H247L249 103L256 101L257 98ZM200 102H205L208 99H221V97H215V98H208V97H198L197 98ZM256 111L259 113L260 120L259 121H253V124L250 125V127L254 126L256 123H261L262 126H264V107L256 109ZM244 112L237 113V115H244ZM248 116H252V112L247 113ZM102 117H94V120H100ZM125 119L130 120H136L140 121L142 120V117L134 116V117H126ZM115 123V122H113ZM118 127H123L122 125H117ZM202 127L206 128L208 125H202ZM200 129L198 128L197 131ZM103 133L97 131L96 129L88 128L84 129L81 132L77 133L71 139L63 141L62 144L58 145L56 148L49 149V152L45 154V156H40L36 160H33L31 164L23 165L20 169L17 170V176H23L25 181L28 180H36L41 175H45V169L43 165L45 163L48 164L49 167H53L50 161L47 160L48 156H54L55 159H59L60 157L56 154L58 151L63 153H70L72 155H78V152L81 148V144L84 140H92L93 135L95 137L99 138ZM251 136L246 137V139H251ZM261 139H264V137H261ZM100 148H103V145H99ZM103 153L101 151H95L92 153L93 157H100ZM40 166H37V165ZM86 166L81 165V168L78 170L81 172V174L86 171Z\"/></svg>","mask_w":264,"mask_h":264}]
</instances>
